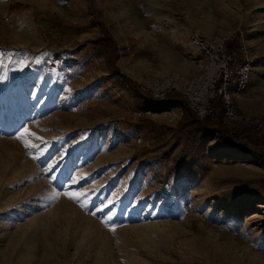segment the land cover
<instances>
[{
    "label": "rangeland",
    "instance_id": "obj_1",
    "mask_svg": "<svg viewBox=\"0 0 264 264\" xmlns=\"http://www.w3.org/2000/svg\"><path fill=\"white\" fill-rule=\"evenodd\" d=\"M239 31L264 118V0H0V264H264V161L133 83Z\"/></svg>",
    "mask_w": 264,
    "mask_h": 264
},
{
    "label": "built area",
    "instance_id": "obj_2",
    "mask_svg": "<svg viewBox=\"0 0 264 264\" xmlns=\"http://www.w3.org/2000/svg\"><path fill=\"white\" fill-rule=\"evenodd\" d=\"M190 42L200 53L199 72L193 76L173 71L143 76L132 80L138 94L152 104L163 105L171 96H176L179 101L172 100L163 112L169 122L181 121L187 112L200 122L222 119L224 126L231 130L235 146L245 150L261 148L264 118L245 116L238 111L254 67L243 33L239 31L228 36L194 33ZM125 50L129 51V47ZM115 65L120 66V63ZM131 87L125 86L126 90ZM137 143H141V139H137Z\"/></svg>",
    "mask_w": 264,
    "mask_h": 264
},
{
    "label": "trees",
    "instance_id": "obj_3",
    "mask_svg": "<svg viewBox=\"0 0 264 264\" xmlns=\"http://www.w3.org/2000/svg\"><path fill=\"white\" fill-rule=\"evenodd\" d=\"M190 115L191 118H187ZM184 121L182 124V128L187 131V134L190 137H193L195 142H202L208 139H211L213 137H218L219 139H222L228 145L234 147L233 144V138L230 133L225 130L224 127L221 126L218 122H212L209 119H206L204 121H198L191 113H186L184 116ZM234 145V146H233ZM235 150L241 151V152H249L250 154H254L257 158L264 161V153L263 152H256V151H250L242 149L238 146H235Z\"/></svg>",
    "mask_w": 264,
    "mask_h": 264
},
{
    "label": "crops",
    "instance_id": "obj_4",
    "mask_svg": "<svg viewBox=\"0 0 264 264\" xmlns=\"http://www.w3.org/2000/svg\"><path fill=\"white\" fill-rule=\"evenodd\" d=\"M156 20L159 21V19H156ZM191 34L188 35V37H187L188 42H187V44H185V47L183 48L186 55L190 56V58H191L190 60H192V64H190L189 66L185 67L184 70H182L183 73H185L189 76H193V75L197 74L200 70V67H196V62H195V59L200 57V53L192 46V44L190 42ZM175 97L176 96H171L169 99L172 101V100H175Z\"/></svg>",
    "mask_w": 264,
    "mask_h": 264
},
{
    "label": "snow or ice",
    "instance_id": "obj_5",
    "mask_svg": "<svg viewBox=\"0 0 264 264\" xmlns=\"http://www.w3.org/2000/svg\"><path fill=\"white\" fill-rule=\"evenodd\" d=\"M27 129H24V132L27 133ZM19 138V137H18ZM53 179H55V177H53ZM69 196V199H73V200H76V199H79L80 196H82L83 194L82 193H71V194H67ZM111 219V218H109ZM111 231H115V228L112 227L110 228Z\"/></svg>",
    "mask_w": 264,
    "mask_h": 264
}]
</instances>
